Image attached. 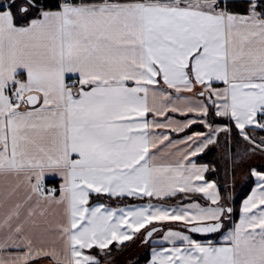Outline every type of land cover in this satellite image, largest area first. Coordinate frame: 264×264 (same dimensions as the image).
Here are the masks:
<instances>
[{
    "label": "snow or ice",
    "instance_id": "6c2138e0",
    "mask_svg": "<svg viewBox=\"0 0 264 264\" xmlns=\"http://www.w3.org/2000/svg\"><path fill=\"white\" fill-rule=\"evenodd\" d=\"M0 264H264V0H0Z\"/></svg>",
    "mask_w": 264,
    "mask_h": 264
},
{
    "label": "rangeland",
    "instance_id": "374dc122",
    "mask_svg": "<svg viewBox=\"0 0 264 264\" xmlns=\"http://www.w3.org/2000/svg\"><path fill=\"white\" fill-rule=\"evenodd\" d=\"M258 162V161H256ZM244 183V181L240 178V176L238 175L237 177V181H236V194L238 192V190L240 189V187L242 186V184ZM142 250L140 249V251H137V252H141ZM135 252V250H134ZM132 254H127L126 256H124V258H128V256H130Z\"/></svg>",
    "mask_w": 264,
    "mask_h": 264
},
{
    "label": "trees",
    "instance_id": "16d2710c",
    "mask_svg": "<svg viewBox=\"0 0 264 264\" xmlns=\"http://www.w3.org/2000/svg\"><path fill=\"white\" fill-rule=\"evenodd\" d=\"M246 186V184H245V182L242 184V186L240 187V189L238 190V192H237V195H240L241 194V192H242V188L243 187H245Z\"/></svg>",
    "mask_w": 264,
    "mask_h": 264
},
{
    "label": "crops",
    "instance_id": "0c3cea01",
    "mask_svg": "<svg viewBox=\"0 0 264 264\" xmlns=\"http://www.w3.org/2000/svg\"><path fill=\"white\" fill-rule=\"evenodd\" d=\"M135 250V252H137V251H140V249L139 248H137V249H134ZM129 254H131V253H129ZM123 259H126V258H124V257H121L120 258V260H123Z\"/></svg>",
    "mask_w": 264,
    "mask_h": 264
}]
</instances>
